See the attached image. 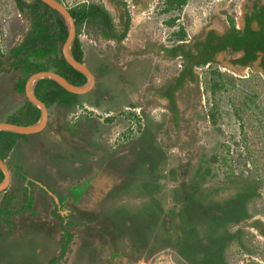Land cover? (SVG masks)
Masks as SVG:
<instances>
[{
    "label": "rangeland",
    "instance_id": "obj_1",
    "mask_svg": "<svg viewBox=\"0 0 264 264\" xmlns=\"http://www.w3.org/2000/svg\"><path fill=\"white\" fill-rule=\"evenodd\" d=\"M81 1L90 0H61L66 7ZM92 1L105 5L120 27L119 7ZM123 1L135 31L127 30L119 47L91 27L79 29L94 40L83 62L95 80L80 94L86 107L70 119L86 118L92 151L72 139L75 147L58 152L62 172L48 166L45 182H31L44 192L52 186L61 193L70 184L71 193L85 189L81 209L62 206L66 218L76 211L74 233L54 264H68L72 244L71 264H264V238L255 226L264 218V68L232 65L236 54L228 53L195 66L194 80L173 93L175 118L157 95L181 68L179 56L161 50L177 43L170 27L181 26L190 46L211 26L222 31L229 19L239 25L246 0L203 9L209 0H185L166 10L164 0ZM9 11L24 32L29 19L17 14L13 0H0V27ZM30 229L1 264H46L56 256L55 226L38 220Z\"/></svg>",
    "mask_w": 264,
    "mask_h": 264
},
{
    "label": "trees",
    "instance_id": "obj_2",
    "mask_svg": "<svg viewBox=\"0 0 264 264\" xmlns=\"http://www.w3.org/2000/svg\"><path fill=\"white\" fill-rule=\"evenodd\" d=\"M61 2V0H58ZM117 5H121L122 11L119 17L121 26L117 27L113 22L111 13L103 4L95 1H81L67 6L74 26L75 36L70 45L72 57L83 62V52L80 46L77 34L82 26L91 27L99 36L115 43L121 41L129 27V14L125 8V3L121 0H112ZM166 9H177L182 7L185 0H164ZM16 10L24 14L29 19V25L21 40L14 46L7 49L6 53L0 51V72L18 71L19 76L13 83L12 90L16 94L23 92L24 82L29 74L35 71L52 70L62 76L67 82L73 85L83 84L85 76L73 69L67 64L61 54V45L66 37V30L63 21L57 12L39 0H13ZM123 17V19H122ZM255 21L257 28L250 26L251 21ZM171 20L170 23H172ZM228 27L221 33H216L208 29L202 38L194 40L190 46H185L182 41L185 32L181 26L171 30V35L176 41H182L169 47H161V50L169 57L179 56L181 59V68L174 77L173 81L167 83L158 93L159 97L167 100L168 109L176 116V106L174 100V91L177 90L186 80L193 81L195 78L193 68L204 65L208 62H214L215 57L222 51L228 54H236L229 58V63L238 66H251L253 62L259 68H264V5L256 1L252 4V11L245 15L244 24L241 28H236L234 22L229 19ZM184 40V39H183ZM33 93L45 107L57 104L65 107L73 106L79 103L78 95L70 93L60 87L55 81L48 78H39L33 84ZM39 116V110L29 101H25L8 118V122L15 124H31ZM20 134L0 130V159L3 160L14 139ZM17 175L25 182V192L22 201V211H31V193L27 188L33 181L21 170L16 169ZM0 171V180L2 179ZM45 189V188H44ZM46 191H49L47 193ZM82 190L74 195L77 200L82 194ZM45 194L53 198L57 196L48 188ZM52 202V215L57 217L60 222L59 253L48 259L46 264H54L60 259L67 250L73 233L69 226L75 225L66 218L62 211L61 199ZM2 211V210H1ZM9 217L11 210L2 211ZM182 213V212H181ZM181 225H185L184 215L181 214ZM8 221V220H7ZM9 225V222H7ZM166 236L172 241L173 237L170 229L166 230ZM113 253L112 256H117Z\"/></svg>",
    "mask_w": 264,
    "mask_h": 264
},
{
    "label": "crops",
    "instance_id": "obj_3",
    "mask_svg": "<svg viewBox=\"0 0 264 264\" xmlns=\"http://www.w3.org/2000/svg\"><path fill=\"white\" fill-rule=\"evenodd\" d=\"M187 3L184 4L186 11L188 10ZM16 12L18 14L17 10ZM9 13L10 15L8 18L9 20H7V24L5 23L0 27V43L2 45L7 44L6 48H0V51L3 53H6L9 47L16 45L27 30L25 27L24 32H22V27H18L20 24L17 21V16H15L11 11H9ZM215 19H212V21ZM132 21L133 20L131 18L128 31L131 30L133 32L135 31V22L132 24ZM77 37L79 39L84 58L86 51L94 50V48H92V45H94V40L90 37V35H87V32L83 31L78 32ZM123 39L117 43L112 41V43L116 44V47H119V45L124 43L122 42ZM122 51L123 49H121V52ZM86 67L91 71L90 67ZM18 76L19 72L17 70L8 73L0 72V122H8L9 116H11L27 100L23 92L21 94H16L12 90L13 83ZM81 97V95H78V99H81ZM86 104V102L80 101L78 104L69 107L57 104L47 106V119L45 125L36 132L20 134V136H17L14 139V142L6 157L3 159V162L9 173V180L7 186L0 191V264L4 263L8 258L7 251L14 249L11 246H15L16 248L19 246L20 242L26 243L28 232H33L30 229L31 226L38 220L43 221L47 226H55L57 229V237H60L59 219L52 215L53 199L45 194L38 184L32 183L28 185L27 188L31 193V211H22L25 182L17 175L16 169L21 170L29 178L42 182L44 181L43 178H45V176H42V174H45L44 170H46L48 166L53 169V171L58 169L59 172H62L60 170V166L64 162L60 157H58V152L61 150V148L70 149L71 145L75 147L74 142H71L72 139H75V141L78 140V142L82 145V151H92L91 147L88 145L89 141L85 137L86 132L89 129L86 118H77L74 121H71L70 119V115L73 112L86 107ZM81 121H83L82 125L80 124ZM51 179L52 178H50V181ZM61 180L62 182H66L65 172L61 175ZM72 186L73 185L71 184L68 186L66 185L61 193H57V190L52 186L48 187L51 192L60 196L62 204L66 205L68 210H70L71 205L74 206L76 210H78L83 207L81 198L85 196L86 193H84V189L79 198L75 200V194L70 192ZM38 196L42 198L41 206L43 209L40 211L35 208V202ZM1 210H11L8 219ZM72 214L73 217H70V214L69 217L67 216V219L70 221L75 219L74 217L76 215V211L74 210ZM6 221L9 222V225H7ZM71 226L73 225L69 226V230L70 232H73V230L70 228ZM75 247V244L70 246L68 264H71L74 259ZM54 252L57 255L59 253V248L56 247Z\"/></svg>",
    "mask_w": 264,
    "mask_h": 264
},
{
    "label": "water",
    "instance_id": "obj_4",
    "mask_svg": "<svg viewBox=\"0 0 264 264\" xmlns=\"http://www.w3.org/2000/svg\"><path fill=\"white\" fill-rule=\"evenodd\" d=\"M42 3L49 6L51 9L55 10L66 30V37L61 45V54L64 61L69 64L73 69L77 70L78 72L82 73L86 80L83 84L80 85H73L67 82L62 76L52 70H42V71H35L29 74L24 82L23 86V93L26 99L39 110V116L36 121L31 124L22 125V124H15L11 122H0V130H5L17 134H29L40 130L46 122L47 119V110L43 102L37 99L33 93V84L39 78H48L55 81L60 87L64 90L74 93L77 95L84 94L89 92L94 85V75L92 72L86 67L84 62L76 61L71 53H70V45L75 36V26L71 15L69 14L67 7L58 0H39ZM253 66L256 65V62L252 64ZM259 68V67H258ZM0 171L2 172V179L0 180V191L3 190L9 180V173L8 170L3 162L0 159Z\"/></svg>",
    "mask_w": 264,
    "mask_h": 264
},
{
    "label": "flooded vegetation",
    "instance_id": "obj_5",
    "mask_svg": "<svg viewBox=\"0 0 264 264\" xmlns=\"http://www.w3.org/2000/svg\"><path fill=\"white\" fill-rule=\"evenodd\" d=\"M112 1V0H111ZM121 1H123V0H121ZM254 1H256L258 4H262V5H264V0H246L245 1V4L243 5V12L240 14V18H239V21H240V23H239V25H238V27H236V28H241L242 26H243V24H244V18H245V15H249L250 13H251V11H252V4H253V2ZM113 3V6H114V8L116 9L117 7H119V9H121V11H119V10H116V12L118 13V17H120V14H121V12H123L122 11V6L121 5H117L114 1H112ZM124 2V1H123ZM125 3V2H124ZM126 6V5H125ZM105 7V6H104ZM106 8V7H105ZM126 8V7H125ZM126 10H127V8H126ZM127 12H128V14H129V23H130V13H129V11L127 10ZM122 19H123V17H122ZM118 21H119V23H120V26H121V21L119 20V18H118ZM237 25V24H236ZM250 26L252 27V28H257V26H256V23H255V21H251L250 22ZM228 27V26H227ZM209 29H212V30H214V32H216V33H221V32H223L224 30H226V29H224V30H222V31H217V30H215V28H213V27H211V28H209ZM208 30V29H207ZM206 30V31H207ZM205 31V32H206ZM205 32L203 33V35L205 34ZM202 35V36H203ZM202 36L200 37V38H202ZM199 38V39H200ZM183 42H185V43H187V42H190V40H182ZM182 41H176L177 43H180V42H182ZM194 40H191V43L193 42ZM226 54L227 52H225V51H222V52H220L219 54H217L216 55V57H215V60L216 59H218V55H222V54ZM234 54V53H233ZM174 57H176V56H174ZM256 62V61H255ZM255 62H253L252 64H254ZM251 66H253V65H251ZM255 67H258L257 66V64L256 65H254ZM181 67V66H180ZM262 222L260 223L261 224V227H259L258 225H255L256 226V229H257V231H258V233L259 234H261V236H263V238H264V218H263V220H261Z\"/></svg>",
    "mask_w": 264,
    "mask_h": 264
},
{
    "label": "built area",
    "instance_id": "obj_6",
    "mask_svg": "<svg viewBox=\"0 0 264 264\" xmlns=\"http://www.w3.org/2000/svg\"><path fill=\"white\" fill-rule=\"evenodd\" d=\"M216 1H218V0H209L206 4H204L203 6H201V8H202V9H203V7H207V8H209V7L211 6V4L214 3V2H216ZM234 25H235V27H237L236 24H234ZM176 27H177V25H176ZM170 28H171V29H170V31H171V30H173L175 27H174V26H171Z\"/></svg>",
    "mask_w": 264,
    "mask_h": 264
}]
</instances>
